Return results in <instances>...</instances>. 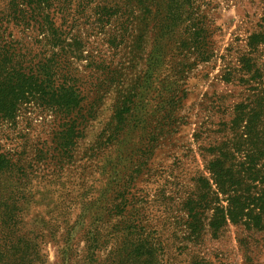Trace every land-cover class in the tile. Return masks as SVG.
Masks as SVG:
<instances>
[{"label": "rangeland", "instance_id": "1", "mask_svg": "<svg viewBox=\"0 0 264 264\" xmlns=\"http://www.w3.org/2000/svg\"><path fill=\"white\" fill-rule=\"evenodd\" d=\"M34 7L0 0L3 42L18 55L8 73L31 74V60L43 57L62 61L80 94L67 120L78 138L61 152L63 120L33 98L0 120V264H154L139 244L151 238L159 250L189 247L181 264L198 256L246 264L243 227L207 230L192 246L172 224L185 217L181 204L201 178L216 189L207 167L221 152L231 156L229 175L244 202L263 195L262 150L250 142L238 152L226 147L235 143L237 108L264 87L251 80L264 82V45L252 47L264 33V0H42L41 10ZM43 27L62 31L65 42L50 46ZM246 62L255 65L251 72ZM228 196H220L225 206ZM248 243L254 262L264 264V241ZM160 260L167 264L168 255Z\"/></svg>", "mask_w": 264, "mask_h": 264}, {"label": "trees", "instance_id": "2", "mask_svg": "<svg viewBox=\"0 0 264 264\" xmlns=\"http://www.w3.org/2000/svg\"><path fill=\"white\" fill-rule=\"evenodd\" d=\"M18 1L24 3L27 1L28 4L35 6V11L41 10L40 2L42 0ZM51 18V15L48 13L45 19L49 22L48 24H50ZM41 31H45L44 33L47 32L45 38H48V44L52 47L65 42L66 37L64 33L62 31L59 32L58 29L43 27ZM4 34L0 22V120L13 119L19 105L27 104L33 98L37 101L39 108L53 111L63 120L61 130L57 133V139L59 142L61 141L58 148L61 152L64 149L68 150V147L74 144V139L78 138V132L73 129L67 120L71 119L74 109L80 104V94L76 92L77 88L74 85L68 83L66 78V74L68 73L65 71L67 68H61L62 61L60 64L56 56L52 58L43 57L39 58L38 61L31 60L32 63L36 62L31 67V74L12 75L8 73L7 62L11 63L18 55L14 49L13 51L11 50L12 44L7 45L3 42ZM253 40L255 41L252 42V47H257L260 44L264 45V33L259 34ZM248 63L246 62L245 65H248ZM254 67L255 65L249 64L246 68L247 72H251ZM261 76L258 75V77L251 79H260V85L258 87H261L262 84L264 85ZM33 85H35L34 89L32 88ZM237 109L239 114L233 122L232 129L235 132V143L232 148L226 147V149L229 151L237 150L235 152H238L247 142H250L253 151L259 152V150H262L260 156L263 157L264 87L260 90V94L239 105ZM253 141L258 142V145H254ZM229 158H231L229 153L221 152L219 157L209 163L207 170L212 176L211 179L216 189H214L210 181L201 178L200 186L196 184L192 194L181 204V211L185 217H182L179 222L172 225H175L186 236V240L192 246L198 245V242L203 238L207 230L212 232L213 235H218L224 233L230 224L241 226L244 228L243 231L246 235L244 238L239 239V242L246 247V264H257L252 259L248 242L253 241L259 243V241H264V192L262 197L254 198L253 202L248 199L250 202L247 205L244 202V198L237 194L233 188L237 183H232V178L229 175L231 173V165L228 164ZM1 167H3V163L0 159V171L2 169ZM252 180L255 183H262L258 178H252ZM231 193H233V197L228 196ZM221 195L228 196L227 200H225L227 206L220 199ZM251 207L253 208L251 209ZM247 210L250 213H246ZM255 211L256 214L254 215L253 213ZM135 223H137L135 228L142 230L141 222L136 221ZM255 235L260 236V238L254 239L253 237ZM146 240L139 242V244L141 243L140 245L145 246L144 249L148 253L146 256L154 264H162L160 260L161 255H168L167 264H181V258L189 250V247H175V245L170 244L164 245L159 250L152 238L151 241L145 242ZM251 245L253 246L254 243H251ZM193 263L212 264L199 256L195 258Z\"/></svg>", "mask_w": 264, "mask_h": 264}]
</instances>
